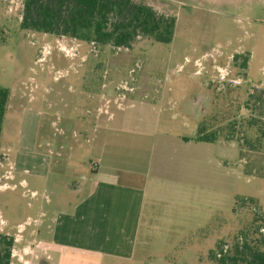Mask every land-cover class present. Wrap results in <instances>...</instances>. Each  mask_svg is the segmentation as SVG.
I'll return each mask as SVG.
<instances>
[{
  "label": "rangeland",
  "instance_id": "obj_1",
  "mask_svg": "<svg viewBox=\"0 0 264 264\" xmlns=\"http://www.w3.org/2000/svg\"><path fill=\"white\" fill-rule=\"evenodd\" d=\"M134 1L176 18L170 44L139 39L132 49H115L26 31L24 0H0V86L10 92L0 142V233L14 238L17 264H34L28 237L41 231L40 212L44 221L56 216L68 185L97 160L82 143L103 132L79 124H93L96 115V123H108L111 113L114 123H161L160 133L188 137L206 121L224 136L210 152L217 161L203 162V183L173 191V225L139 240L131 260L104 264H215L218 244L264 235V156L225 140L229 123L249 117L248 94L264 89V0ZM243 136L239 130L233 139Z\"/></svg>",
  "mask_w": 264,
  "mask_h": 264
},
{
  "label": "crops",
  "instance_id": "obj_2",
  "mask_svg": "<svg viewBox=\"0 0 264 264\" xmlns=\"http://www.w3.org/2000/svg\"><path fill=\"white\" fill-rule=\"evenodd\" d=\"M99 116L93 124H79L89 130L93 125L95 131L101 128L103 132L82 143L96 152L97 160L92 165L96 164L97 169L91 165L90 172L85 171L78 181L68 185V201L63 202L56 216L44 221L48 218L46 210L40 212V220L35 222L40 223L41 231L38 236L30 233L28 237L36 245L34 264L131 260L139 240L161 233L159 225L163 223L173 225V191L178 188L184 192L187 186L202 184L203 162L208 165L211 159L217 161L210 152L218 145L195 141L199 123L194 124V135L188 137L160 133L161 123H128L125 117L119 118L122 123H114L117 115L112 113L108 123H96ZM78 144V148L83 147ZM60 149L66 150L65 146ZM68 150L72 151L71 147ZM59 198L65 200L62 192ZM164 230L169 233L171 228ZM17 260L21 262L22 256L14 251L12 264Z\"/></svg>",
  "mask_w": 264,
  "mask_h": 264
},
{
  "label": "trees",
  "instance_id": "obj_3",
  "mask_svg": "<svg viewBox=\"0 0 264 264\" xmlns=\"http://www.w3.org/2000/svg\"><path fill=\"white\" fill-rule=\"evenodd\" d=\"M21 28L98 46L132 49L139 39L170 44L176 18L134 0H24ZM241 68L247 69V59ZM9 99V90L0 86V142ZM244 108L249 117L242 123H229L225 140L237 143L246 152L264 156V89L252 90ZM210 126L206 121L199 123L195 141L213 144L224 136L223 130ZM239 130L243 138L233 139ZM259 228L263 231L264 224ZM259 236L250 241L237 237L231 246L218 244L211 259L215 264H264V235ZM14 244L13 237L0 233V264H12Z\"/></svg>",
  "mask_w": 264,
  "mask_h": 264
},
{
  "label": "built area",
  "instance_id": "obj_4",
  "mask_svg": "<svg viewBox=\"0 0 264 264\" xmlns=\"http://www.w3.org/2000/svg\"><path fill=\"white\" fill-rule=\"evenodd\" d=\"M92 169H97V165L96 164H93L92 165Z\"/></svg>",
  "mask_w": 264,
  "mask_h": 264
}]
</instances>
